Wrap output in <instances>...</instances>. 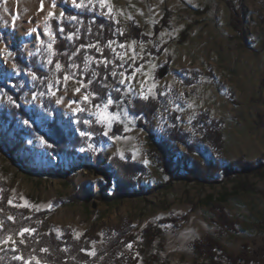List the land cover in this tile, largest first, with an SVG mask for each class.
I'll return each mask as SVG.
<instances>
[{
    "label": "rangeland",
    "instance_id": "rangeland-1",
    "mask_svg": "<svg viewBox=\"0 0 264 264\" xmlns=\"http://www.w3.org/2000/svg\"><path fill=\"white\" fill-rule=\"evenodd\" d=\"M52 2L0 0V229L3 215L14 221V212L24 219L46 213L49 230L59 236L69 230L94 258L114 236L121 243L134 237L126 253L143 248L152 227L158 234L139 264L152 255L155 264H193L194 244L208 237L235 256L263 248L264 0H109L103 9L98 3L77 8L72 0H55L53 8ZM84 15L90 28L97 19L113 25L105 45L86 39L76 48ZM61 40L74 47L69 56L58 50ZM118 53H125L123 61ZM86 92L96 94L91 104H70ZM109 96L121 101L109 113L127 108L135 119L122 114L100 122L104 109L91 105ZM138 101L157 106L151 121L132 113ZM81 107L86 111L74 112ZM214 122L221 148L204 137ZM172 130L186 140L174 144V161L186 157L188 169L239 161L255 169L221 168L209 181L190 180L183 171L170 177L151 157L150 137ZM193 144L202 148L192 152L187 145ZM123 164L129 170L122 172ZM30 234L0 244V254L19 251Z\"/></svg>",
    "mask_w": 264,
    "mask_h": 264
},
{
    "label": "trees",
    "instance_id": "trees-1",
    "mask_svg": "<svg viewBox=\"0 0 264 264\" xmlns=\"http://www.w3.org/2000/svg\"><path fill=\"white\" fill-rule=\"evenodd\" d=\"M85 21V29L81 32V37L76 46L78 48L81 44L86 45V39L97 40L96 42L100 45H105L106 41L112 37L113 25L104 22L103 20L97 19L96 23H93V28H90V18L83 16ZM69 29V28H68ZM89 30L91 33L89 34ZM66 42L61 40L57 44L58 50H60L64 56H69L75 50L74 47L69 48V45H65ZM104 96V95H103ZM132 113L135 115H142L147 121H151L154 115L157 113V106L153 102L138 101L136 105L132 108ZM217 124L214 122V125L208 127L205 130L204 135L205 139L211 138L215 142V146L221 148V136L217 133ZM214 129V130H213ZM215 131V132H214ZM115 134V133H114ZM118 133H116L117 135ZM151 157H153L170 177L179 174L181 171L186 172L185 178L190 180L206 181L211 180L215 177L217 172L222 170L226 173H251L255 169V164L250 163H232L226 167L218 163H211L207 168L206 166L197 163L193 168H187V164L182 159L174 161L173 151L174 144L182 143L186 144L184 136L175 130L170 131L168 134L163 136H156L151 133ZM188 149L193 152L194 149L200 150L201 145L193 144V146H188ZM173 158V160H172ZM263 161H260V165ZM189 163V162H187ZM122 167V172L124 169L129 170L125 165ZM143 168H134V172ZM132 171V170H131ZM122 179L128 180L129 177H125L124 174H119ZM129 181V180H128ZM14 212V211H13ZM14 221L7 218L5 215L1 217L3 229H0V244L3 243L9 236L16 237L19 235V232L22 229H30L32 234L26 235L25 244H19V251H7L0 254V264H24L21 260L13 259L14 256L20 255L28 260L32 257H37L42 264H139L140 258L144 256V248L150 247V244L153 243L156 238V230L152 227L145 230L143 235V248L135 249V252L126 253L123 251L126 246L134 244V237L129 238L128 243H121L123 238L113 237L105 248L101 249L98 255L92 258L82 249H90L88 243L83 242L82 240H77L73 237V234L69 230L65 231L62 236L57 235L55 232L48 229L45 223L46 213L39 214L33 219H24L22 215L15 213ZM222 215V221L230 230H233L232 224L226 217L225 214ZM40 217L43 219L42 224H36L35 222ZM195 248V261L193 264H213L217 258H224L228 261L229 264H264V247L258 249V251L253 252L252 256H249L246 253L241 255H231L223 249L221 244L213 239L208 237L207 242H199L194 244ZM42 249H47V252L42 251ZM220 252L218 255L215 251ZM146 264H155L156 256L152 255L147 261Z\"/></svg>",
    "mask_w": 264,
    "mask_h": 264
},
{
    "label": "snow or ice",
    "instance_id": "snow-or-ice-1",
    "mask_svg": "<svg viewBox=\"0 0 264 264\" xmlns=\"http://www.w3.org/2000/svg\"><path fill=\"white\" fill-rule=\"evenodd\" d=\"M95 3H98V4L100 5L101 9H103L106 5H108L109 0H79V2H77V0H72V4H73L74 6H76L77 8L87 7V6H89V5H94ZM42 7H43V5H41V8H42ZM52 7H53V8L56 7L55 0H53V2H52ZM108 13H111V8L108 9ZM108 13H106V14H108ZM54 15H55V14H54L53 12H51V11L48 12V16H49V17H53ZM64 15H65V13H64L63 11H61V12H60V16L63 17ZM71 19H72V20H75V19H77V17L72 16ZM59 31L63 32V28H62V27L59 28ZM46 34L49 35V36H51L53 40L55 39V36L53 35V33H50V32H49V33H46ZM72 35H73V34H69V39H71ZM109 43H112V42H109ZM133 43H135V42H133ZM93 46H94V45H88V47H93ZM47 47H48L49 49H51V48H52V44L49 43V44L47 45ZM81 47H85V46H84V45H81ZM120 47H121V48H125V45H124V44H120ZM117 55H118L119 58L123 61L125 53H118ZM136 55H137V54H136L135 51L133 50V57H132L133 61L135 60ZM89 59H91V58H89ZM110 62H111V61H108V60H105V61H104L105 65H107V64L110 63ZM47 63H48L49 65H51V64L53 63L52 59L49 58L48 61H47ZM98 63H99V62H98ZM122 66H123V64L120 65V67H122ZM71 67L75 68V67H78V65L73 64V65H71ZM87 67H88V64H87V62H86L85 65H84V69H85V71L87 70ZM61 68H62V65H61L59 62H56V63H55V69L59 71V70H61ZM137 71H138V69H137ZM112 75H113V77H115V76L117 75V73H116L115 71H113V72H112ZM120 75L123 76L124 74H123V73H120ZM37 78H38V77H37L35 74H33V79H37ZM73 78H74V77H73ZM105 78H106V77H105ZM69 79H70V76H69L68 74H65L64 77H63V80H64L65 82H67ZM120 83L123 84V80H121ZM117 91H120V89L118 88ZM128 91H131V89H128ZM75 92H76L77 94H79V93H80V89H79V88L75 89ZM95 96H96L95 93L86 92V93L83 95L82 101H71L70 104H72V103H75V104H82V103L91 104V99H90V98H95ZM143 98H144L145 100H147V99H148V96H147V95H144ZM9 100L11 101V100H12V97L9 96ZM120 103H121L120 100H115V101H114V100L111 98V96H109L105 103H103V104H94V105H91V107H92V108H96V109H101V108L104 109V111H102V112H100V113L98 114V115H99V121H100V122L110 121V120H113V119L119 118L122 114H123V116H125V117L128 118V119L134 120L135 117L129 115L127 108L123 109L122 112H121V111H117V112H114V113H109V112L107 111V109H108L111 105H113V104L119 105ZM80 111H86V109H84V108L81 107V108H77V109L74 110V112H76V113H78V112H80ZM91 114H92V113L89 112V115H91ZM77 122H79V121H77ZM25 123H27V121H25ZM83 123H85V124H90L91 121L88 120V119H85V120L83 121ZM79 135H81V136H89V137H91V136H92V133H89V132H86V131H81V132L79 133ZM104 135H107V131L104 132ZM113 138H114V139H119L120 137H113ZM9 203H11V201H9ZM9 219H12V218L9 217ZM32 231H34V230H30V229L25 228V229H22V230L19 232V235H20L21 237H23L25 232H32ZM9 241H12V237H11V236H9L7 240L3 241V243H8ZM21 242L23 243V241H21ZM12 243H15V241H12ZM128 247H131V245L129 244ZM13 251H15V249H13ZM42 251L47 252L48 250H47V249H42ZM82 251L86 252L88 255H95V252H94V251H89L88 249H82ZM13 259L21 260V261L24 262V264H32V259H35V260H36V264H40L39 259H37V258H35V257H32L31 259L25 260V258H24L23 256L16 255V256L13 257Z\"/></svg>",
    "mask_w": 264,
    "mask_h": 264
}]
</instances>
